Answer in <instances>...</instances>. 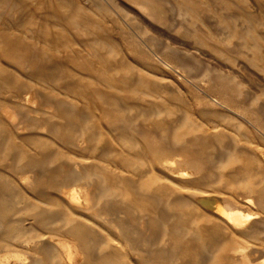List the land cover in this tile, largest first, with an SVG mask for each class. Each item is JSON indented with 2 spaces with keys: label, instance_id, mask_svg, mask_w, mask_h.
I'll use <instances>...</instances> for the list:
<instances>
[{
  "label": "bare ground",
  "instance_id": "bare-ground-1",
  "mask_svg": "<svg viewBox=\"0 0 264 264\" xmlns=\"http://www.w3.org/2000/svg\"><path fill=\"white\" fill-rule=\"evenodd\" d=\"M105 1L0 0V264H264V0Z\"/></svg>",
  "mask_w": 264,
  "mask_h": 264
},
{
  "label": "rangeland",
  "instance_id": "rangeland-1",
  "mask_svg": "<svg viewBox=\"0 0 264 264\" xmlns=\"http://www.w3.org/2000/svg\"><path fill=\"white\" fill-rule=\"evenodd\" d=\"M63 2H68V3H73L72 5H70V9L72 10L75 5H80L82 6L83 8H88V7H91L95 12H100V9H102L103 5L106 4L105 6L108 5V3L105 1V0H60ZM116 1H120V2H129L128 0H116ZM126 2V3H127ZM104 3V4H103ZM111 3V2H110ZM61 4V3H60ZM103 4V5H102ZM109 6V5H108ZM10 7V8H9ZM4 8V10H3ZM8 12H7V10ZM13 8V9H12ZM2 11H6L7 15L8 16H12L13 15V11H14V7L12 5H6V7H2L1 8ZM255 11V15L258 17V19H264V16L261 14V12L259 13V11L257 9L254 10ZM11 14H10V13ZM109 11H103V13L100 15L101 16V19H102V26L105 28V34H107V36L110 35V37L112 39H114L115 42H117V46L120 50H123L124 53L126 54V56L130 59H133L135 58V54L134 52H132V48H137V44L135 43V41L133 39H131L129 37V34L123 29L122 27V24L117 22V20L113 19L114 16L110 13ZM70 13H68L67 16H69ZM106 17V18H105ZM256 19V18H255ZM105 21V22H104ZM107 21V22H106ZM121 24V25H120ZM168 24V23H167ZM121 26V27H120ZM119 27V28H118ZM261 27H264L261 25ZM164 28L166 29H170L169 28V25L168 26H165ZM96 30V29H95ZM263 30V28H262ZM114 34V35H113ZM88 36L90 35H86L84 34V38H82L83 36L82 35H78V39L79 40H85ZM82 38V39H81ZM119 40V41H118ZM121 42V43H120ZM132 43H133V46H132ZM124 44V45H123ZM135 46V47H134ZM123 48V49H122ZM129 48V49H128ZM130 50V51H129ZM163 51V50H162ZM133 53V54H132ZM164 54H160L161 57H163L164 59H166L167 62L169 63H173V61H175L171 55H169L168 53H165L163 52ZM129 54H132V55H129ZM169 57V59H168ZM173 59V60H171ZM192 62L194 63V69H193V73L194 76H197L200 77L201 76V72L203 71V69L206 67V65L202 62H196L195 60L192 59ZM200 66V67H199ZM201 68V69H200ZM197 73H195V72ZM247 71H245V73H247ZM248 76L247 77H253L255 76V74L257 75L258 73L256 72H252V71H249V73H247ZM200 75V76H199ZM183 90L186 92V98L189 100L190 99V102H191V105L193 107H195V110H197V106H196V102H195V95L194 92L192 91H189L185 86H183ZM189 95H192V96H189ZM193 99V100H192ZM193 101V102H192ZM192 107V108H193Z\"/></svg>",
  "mask_w": 264,
  "mask_h": 264
}]
</instances>
